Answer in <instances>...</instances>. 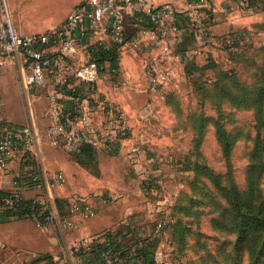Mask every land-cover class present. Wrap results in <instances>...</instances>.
<instances>
[{
    "label": "rangeland",
    "instance_id": "rangeland-1",
    "mask_svg": "<svg viewBox=\"0 0 264 264\" xmlns=\"http://www.w3.org/2000/svg\"><path fill=\"white\" fill-rule=\"evenodd\" d=\"M231 1L246 20L236 31L241 44L221 48L210 42L189 52L162 97L151 99L152 110H143L133 122L129 148L140 147L136 161L130 149L118 155L99 148L101 160L85 168L86 180L81 177L70 186L86 193L89 174L99 181L101 171L113 172L108 181L116 190L108 192L135 205L124 222L145 237L158 238V260L165 264H264V257L257 263L239 240L227 212L229 201L215 183L219 178L227 186L232 178L247 192L254 180L257 197L264 198V147L262 159L255 158L256 141L264 145V11L248 7L246 0ZM1 5L4 13V0ZM9 75L11 85L0 94V113L7 114L1 118L19 127L35 124L44 132L52 122L50 101L35 91L28 99L16 65ZM221 125L234 141L228 162L218 138ZM64 150L67 160L71 153ZM162 220L167 224L157 231Z\"/></svg>",
    "mask_w": 264,
    "mask_h": 264
},
{
    "label": "built area",
    "instance_id": "built-area-1",
    "mask_svg": "<svg viewBox=\"0 0 264 264\" xmlns=\"http://www.w3.org/2000/svg\"><path fill=\"white\" fill-rule=\"evenodd\" d=\"M205 2L197 1L198 4ZM130 13L145 15L152 24V28L142 31L144 36H148L146 40L153 52L144 66V73L148 81V93L152 99H158L162 97L173 78L171 62L175 61L177 56L169 37L170 31H179L177 26L170 24L176 15V8L172 3L157 4L156 0H83L59 25L28 35L17 31L8 9H5L0 18V44L6 50L17 51L24 57L22 90L28 99L36 88L45 85L50 73L54 76L50 103L53 122L44 132V143L65 147L70 153L77 152L84 144L112 152L117 147L119 149L122 141L129 137L131 128L127 113L98 89L101 75L107 73L111 77L117 76L118 68L109 66L101 73L97 63L89 57L80 60L76 59V56L81 46L85 49L89 47L88 35L106 36V39L100 37L95 43L103 45L107 50L113 45H125L128 42L126 16ZM205 20L204 17H199L191 22V28L199 42H202L208 33ZM141 38H135V41L140 43ZM52 49L56 53L51 51ZM76 87L80 88L77 95L68 94L70 90L76 92ZM146 110H152L150 104ZM37 139L39 137L34 125L19 127L0 120V174L6 169L15 151L23 156L27 152L33 154ZM139 151L138 145L131 146L133 161H136ZM65 182L66 176L63 172L51 175L47 182L41 175H35L24 187H20L19 182L14 180L13 185L17 190L3 200V205H19L23 199L22 189L44 186L52 190ZM38 200L43 207L33 214L32 220L40 229L53 226L61 234L74 232L85 220L95 215L94 208L85 199H75L70 214L66 216H60L54 204L47 199ZM166 224V220L160 221L157 231H162ZM98 241L99 239H87L78 244H64V251L69 258L79 256L87 264H93L90 258L94 250L92 245ZM127 262L130 261L119 254L105 252L100 264Z\"/></svg>",
    "mask_w": 264,
    "mask_h": 264
},
{
    "label": "crops",
    "instance_id": "crops-1",
    "mask_svg": "<svg viewBox=\"0 0 264 264\" xmlns=\"http://www.w3.org/2000/svg\"><path fill=\"white\" fill-rule=\"evenodd\" d=\"M5 5L13 19L14 25L20 34L28 35L39 33L54 28L65 20L67 15L81 2L75 5H67L66 0H4ZM203 4L197 1L189 0H156L157 4L166 2L172 3L176 8V15L170 23L179 28L178 32L170 31L172 47L177 54L175 61L171 62L173 70L180 66L182 56L181 50L186 55L197 46V42L192 40L191 22L196 18H208L211 16L209 31L213 37H223L236 32L242 25L243 20L238 8L232 7L231 0H205ZM2 0H0V18L2 13ZM149 22L140 13H130L126 16V32L128 42L118 48L117 76L111 77L104 73L98 81V89L109 100L119 105L128 115L129 126L133 129V122L139 121V115L146 110L147 105L151 103V96L148 93V81L144 73V66L153 55L150 46L142 31L147 28ZM177 36V37H176ZM88 45L95 43L97 39L107 37L99 34L97 36L88 35ZM141 38V42L135 41V38ZM51 51H55L52 49ZM56 53V52H54ZM88 47L79 48L76 59L84 60L88 58ZM18 69V82L22 87V76L25 73L24 57L17 51H8L0 44V94L2 87L9 88L11 85V76L9 73L13 66ZM106 70L109 64L106 63ZM105 70V71H106ZM8 74V75H7ZM5 75V76H4ZM52 73L47 77L46 83L35 89L39 98L52 103L53 79ZM3 101L0 99V106ZM151 105V104H150ZM50 110V107H49ZM7 115L6 113H3ZM0 120H4L1 118ZM52 118V116H51ZM6 121V120H4ZM53 122V119H52ZM51 122V123H52ZM37 135V145L33 150L32 156L37 159V166H32V160L15 151L4 172L0 174V191L10 192L14 189L13 181L17 177H23L34 170L40 173L45 182L56 172H63L66 176V182L52 190L46 187L36 189H25L22 194L26 199L41 198L52 202L55 207V199L67 200L70 205L77 198L87 200L95 210V215L84 221V224L74 232L61 234L53 226L47 229H40L32 219L13 218L5 222L0 221V264H87L79 256L67 257L64 251V244L73 245L87 239L103 241V235L109 230L115 229V223H123L132 215L135 209L134 204H127L123 198H118L117 194L112 192L114 186L108 181V175L113 174L109 170L101 171V179L92 181L91 177L88 192L80 193L70 186L75 180L81 177L86 180V169L79 165L71 156L63 160L65 147L52 146L43 142L44 132L34 124ZM132 144L130 137L125 138L118 150V155L126 153ZM66 149V148H65ZM98 160H101L102 154L99 148L96 149ZM102 150H105L102 148ZM103 186L104 188H100ZM99 187V188H98ZM126 189V186H124ZM102 189V190H100ZM107 189H113L108 192ZM125 191V190H124ZM79 193V194H78ZM110 195L116 196L113 201L109 200ZM117 199V200H116ZM47 256L50 259H44ZM41 257L40 261H34L33 258ZM158 258V254H157ZM28 260V261H25ZM33 260V261H32ZM32 262V263H31Z\"/></svg>",
    "mask_w": 264,
    "mask_h": 264
},
{
    "label": "trees",
    "instance_id": "trees-1",
    "mask_svg": "<svg viewBox=\"0 0 264 264\" xmlns=\"http://www.w3.org/2000/svg\"><path fill=\"white\" fill-rule=\"evenodd\" d=\"M199 1V0H189ZM248 7L259 8L260 11H264V0H246ZM142 15V14H141ZM208 18L205 23L208 27L207 36H205L202 42L197 41L196 34L192 29V40L193 38L197 42V46L193 51H197L203 44L212 43L219 45L221 48H233L238 47L241 44L240 34L233 32L223 37H213L210 34L209 26L211 16L207 14ZM144 18L149 22L148 26L151 27L147 16L143 15ZM118 46L113 45L111 49L107 50L103 45L94 43L88 47L89 59L96 62L100 72L103 73L106 70V63L111 67H117L118 60ZM182 61L187 58L185 51L181 50ZM75 89V87H74ZM80 88L76 87V92L70 90L68 94L77 95ZM208 96V91L204 90V97ZM218 138L221 144L223 155L227 162L229 161L232 153L234 141L231 140L230 135L226 129L221 125L218 128ZM261 147H264L260 140L256 141V153L255 158L262 159L260 153ZM118 147L112 151L113 154L118 153ZM72 158L82 167L93 169L98 162V154L95 147L91 144H84L77 152L71 153ZM29 152L24 154V158L32 160L31 165L37 166L38 163L35 161ZM35 175H40L37 169L32 173L17 177L15 180L19 182L20 187H24L26 182H30ZM218 189L222 192L223 196L229 201L228 214L233 218V224L238 233V238L242 244L248 249L250 254L255 257V261L259 263V260L264 257V198L259 199L257 193L259 191L258 183L254 180L249 183V190L247 192H241L236 186L232 178L230 183L224 186L220 181L215 180ZM148 189H151L147 187ZM36 189V188H35ZM17 189L10 192L0 191V221L5 222L13 218L19 219H33V214L42 209V204L38 198L26 199L24 198L21 203L17 206H4L3 200L11 196ZM55 207L60 216H66L70 214L71 205L67 200L55 199ZM104 240L98 241L97 244H93L94 250L91 254V261L93 264H100L102 255L105 252L119 254L130 262L125 264H165L157 258V249L159 246V240L157 237L142 235V232L138 229L135 230L123 222L116 226L114 230H109L103 235ZM44 259H50L47 256ZM34 261H40L41 257L33 258ZM32 260V261H33ZM32 263V262H31Z\"/></svg>",
    "mask_w": 264,
    "mask_h": 264
}]
</instances>
